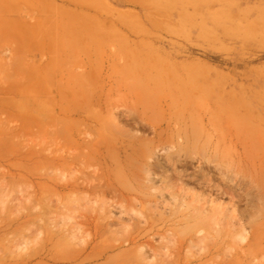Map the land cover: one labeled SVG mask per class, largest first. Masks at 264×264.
I'll return each mask as SVG.
<instances>
[{
    "label": "rangeland",
    "instance_id": "374dc122",
    "mask_svg": "<svg viewBox=\"0 0 264 264\" xmlns=\"http://www.w3.org/2000/svg\"><path fill=\"white\" fill-rule=\"evenodd\" d=\"M222 117L256 164L172 165ZM225 263L264 264V0H0V264Z\"/></svg>",
    "mask_w": 264,
    "mask_h": 264
},
{
    "label": "bare ground",
    "instance_id": "6f19581e",
    "mask_svg": "<svg viewBox=\"0 0 264 264\" xmlns=\"http://www.w3.org/2000/svg\"><path fill=\"white\" fill-rule=\"evenodd\" d=\"M33 93L35 96L37 95H41L42 91L40 89H38V87L34 88ZM37 105H39V103L37 101H35L34 103V107L36 108ZM201 121V125L200 127H196V128H192L189 131H185L182 130L181 128L177 129V136L178 137H182L183 139L181 141H172V145L177 147V150L175 152H170L167 154V158L169 159V161L172 163L173 166H175V164L180 163V157L182 156L181 151L186 149V148H190L191 152L194 154L193 156H191L190 154H187L185 157H195L199 155L200 159H205L206 156L208 155V150L210 149L211 146H214L213 143V138H217L219 139V141L217 143H220V139L222 140V142H228L229 140L235 141V144L238 145L239 143H241L243 145V149L241 150L239 157H241V159L247 163V161L250 162H254V164H256V160L255 157L251 154L252 151H247V148L250 146V142H251V137L249 135H243L240 134L238 136H235V134L233 132H231L230 134L227 132H221L222 129V125L225 123H229V121H231V118L229 117H222L219 118L218 124L217 123H212L213 126H215V128H213V131H211L208 135H209V140H208V144H202L200 138H201V133H204L206 131L207 125L209 123V118L207 119V122H204V120H200ZM214 122V121H213ZM203 136V135H202ZM213 137V138H212ZM211 145V146H209ZM187 150V149H186ZM213 153L218 152V150H212ZM198 154V155H197ZM205 155V156H204ZM210 158L207 159V161H209ZM203 163L205 164V166L207 167L209 172H203V167L199 168V172H201L202 176L200 175V178L202 180H204L205 182H213L216 181L213 178L210 177H206L205 174H210V171H212L213 169H217V170H222V167L218 164L215 165H210V164H206V161H203ZM221 173V172H220ZM70 184L66 185V188H70ZM171 188V187H170ZM168 189V187H164L163 190ZM171 195L173 198H175L177 195L174 194V189L171 188L170 191ZM174 194V195H173ZM252 200V199H251ZM173 220V219H171ZM170 221V219H169ZM231 226H236V224H232ZM156 229V226H154V224H149L148 226L144 227L139 233L137 234H133L130 235L129 237H127L125 239V241L129 242V243H134V242H139L140 239L145 235L148 234L150 232H153ZM200 231V230H199ZM143 234V235H142ZM260 233L256 232L253 235V239L250 241V243L247 246V249H249L248 253L245 254H249L251 252H253L254 250H256V248L259 246L258 243H260V237H259ZM186 240L181 242L180 245V250L185 246ZM219 244V242H217V245ZM245 252V250H244ZM246 255V256H247ZM242 256V255H241ZM225 264H230V263H225Z\"/></svg>",
    "mask_w": 264,
    "mask_h": 264
}]
</instances>
